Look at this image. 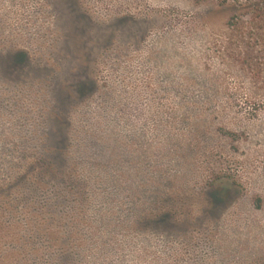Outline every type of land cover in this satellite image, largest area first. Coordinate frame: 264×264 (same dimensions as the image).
I'll list each match as a JSON object with an SVG mask.
<instances>
[{
  "label": "rangeland",
  "instance_id": "obj_1",
  "mask_svg": "<svg viewBox=\"0 0 264 264\" xmlns=\"http://www.w3.org/2000/svg\"><path fill=\"white\" fill-rule=\"evenodd\" d=\"M213 8L0 0V264H264V42Z\"/></svg>",
  "mask_w": 264,
  "mask_h": 264
},
{
  "label": "trees",
  "instance_id": "obj_2",
  "mask_svg": "<svg viewBox=\"0 0 264 264\" xmlns=\"http://www.w3.org/2000/svg\"><path fill=\"white\" fill-rule=\"evenodd\" d=\"M194 2L210 3L216 12L227 10L231 12L225 27V40L230 46L247 45L251 39L254 43L258 40L264 42V0H194ZM245 17L249 18V21H246ZM238 49V54H243V51Z\"/></svg>",
  "mask_w": 264,
  "mask_h": 264
}]
</instances>
